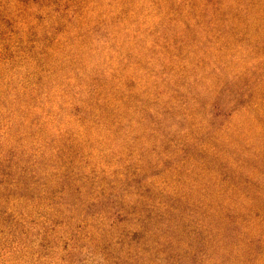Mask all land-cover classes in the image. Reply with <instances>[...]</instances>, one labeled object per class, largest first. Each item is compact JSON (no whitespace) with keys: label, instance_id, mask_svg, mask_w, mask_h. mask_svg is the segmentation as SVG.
Returning <instances> with one entry per match:
<instances>
[{"label":"rangeland","instance_id":"rangeland-1","mask_svg":"<svg viewBox=\"0 0 264 264\" xmlns=\"http://www.w3.org/2000/svg\"><path fill=\"white\" fill-rule=\"evenodd\" d=\"M0 264H264V0H0Z\"/></svg>","mask_w":264,"mask_h":264}]
</instances>
